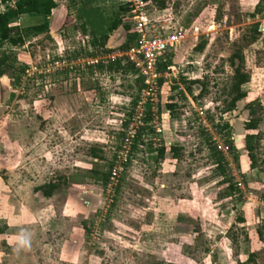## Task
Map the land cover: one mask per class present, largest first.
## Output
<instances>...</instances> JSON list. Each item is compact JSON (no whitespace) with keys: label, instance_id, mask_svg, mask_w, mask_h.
<instances>
[{"label":"rangeland","instance_id":"rangeland-1","mask_svg":"<svg viewBox=\"0 0 264 264\" xmlns=\"http://www.w3.org/2000/svg\"><path fill=\"white\" fill-rule=\"evenodd\" d=\"M54 1L50 18L18 20L20 28L47 21L48 34L0 49V59L13 67L0 78V264H243L250 254V264H264V14H255L258 0L144 5L149 30L181 29L184 36L167 55L174 69L148 94L138 91L135 74L87 63L124 52L123 27L106 48L93 47L75 17L90 0ZM129 1L118 17L133 32ZM0 2L1 11L12 9L11 1ZM119 3L92 5L114 10ZM236 52L250 76L247 99L224 113ZM132 101L140 103L133 108ZM252 101L261 105V122L246 131L245 106ZM125 135L137 138L134 151L125 142L127 154ZM246 135L258 138L251 154ZM229 143L233 153L222 154L217 170L211 150ZM171 147L180 149L176 158ZM114 168V180L103 183ZM53 184L45 197L40 189ZM20 229L32 232L29 248H16Z\"/></svg>","mask_w":264,"mask_h":264},{"label":"trees","instance_id":"trees-1","mask_svg":"<svg viewBox=\"0 0 264 264\" xmlns=\"http://www.w3.org/2000/svg\"><path fill=\"white\" fill-rule=\"evenodd\" d=\"M145 3H156L159 6H163V0H142ZM95 0H90L81 6H78L76 12V22L79 23V31L85 37L90 36L91 45L93 47L98 46L99 48H106V44L111 36V33L116 31L119 27H123L127 32L126 40L121 45L122 50L128 49L136 40V35L130 31V28L126 25H123V20L118 17L121 13H125L128 10L129 3L119 6L117 9L106 10L100 7H93ZM57 8V3L54 0H17L15 6L12 9H7V11L0 10V49L8 44L11 47H20L25 44V40L30 37H37L39 35L48 34V22L44 21L39 25H34L26 28H20L18 20L22 15H31V16H41L48 18L52 11ZM114 11V15L109 14ZM255 14H264V0H258L255 6ZM251 31L253 36L260 34L258 31V25H252ZM253 38V37H252ZM254 39V38H253ZM198 51H201L202 48H198ZM107 54L111 53L110 49H106ZM170 64V61H168ZM229 64L232 69V76L230 78V84L228 87V96L230 101L226 104L224 113L232 112L236 108V104L240 101L247 99V92L244 90V87L249 83L250 76L245 72L243 68V57L240 52L234 53L230 59ZM89 66V65H88ZM91 67V66H89ZM13 68L9 61H6V57L0 59V78L8 73V71ZM94 68L99 70L106 69L109 72H122V73H133L135 74L134 69L130 65H122L120 60L110 61L108 65H104L102 62H99L95 65ZM91 69V68H90ZM28 70L27 66L22 65L19 68V72L24 74ZM19 80V79H18ZM138 83V91L141 92L143 86L139 79L136 80ZM194 82V81H193ZM190 82V84H194ZM162 81H160L159 86ZM187 94L191 95L190 87H187ZM136 101H132V107L135 108ZM175 105L169 103L166 105L169 115H172V111ZM256 107L259 109L261 105L258 102L252 101L246 104L245 108L249 111V119L244 123V129L246 131H256L258 130L261 119L257 116ZM173 116V115H172ZM130 118V117H129ZM124 122L126 127L129 121ZM133 143L131 145V150L134 151L136 148L137 138L133 137ZM256 135H246L245 136V149L251 154L254 149V141L257 140ZM230 144V145H229ZM227 144L231 153H233V147L231 143ZM152 151V149H151ZM170 151L173 152L174 158L178 156L180 149L177 147H171ZM213 152V158L216 161L217 170L222 169V153L216 151L215 149L211 150ZM164 149L161 148L158 150L156 156L153 157L155 161L163 157ZM255 168V165H252ZM223 174V171H222ZM103 183H108L110 180V173L104 174L102 176ZM56 185H48L46 188H41L43 190V195L49 197L51 192L56 189ZM233 191V186L229 187L228 192ZM254 262V256L249 255L247 260L243 264H250Z\"/></svg>","mask_w":264,"mask_h":264},{"label":"built area","instance_id":"built-area-1","mask_svg":"<svg viewBox=\"0 0 264 264\" xmlns=\"http://www.w3.org/2000/svg\"><path fill=\"white\" fill-rule=\"evenodd\" d=\"M9 1L12 2L11 8H13L17 0H6V2ZM130 2L131 1L128 3L131 4ZM132 4V7L130 6L131 10L128 12L134 16L135 20L133 33L136 35V40L134 44L124 52L108 56L106 60H101L100 62L106 66L110 61L120 60L122 65H130L135 71V76L140 80L143 86L141 94H148L149 92L156 91L159 87L160 81H162L164 78H167L170 75L169 72L174 69V67L168 64L167 55L176 49V47L183 40L184 36L181 29L180 31L178 29L171 33L159 32L156 34L157 32H152L147 27L149 21L148 17L143 11L144 5L147 6L151 3H145L142 0H132ZM87 63L97 64L99 61L94 60ZM138 102L140 103V101H136V106ZM132 117L133 116L131 115L129 118L128 124L126 126L127 129L129 128ZM130 136L131 137L125 135L122 139L123 148L126 150L124 151L125 154L129 152L128 148L130 149L132 145V143L129 141L133 139L134 136ZM125 142L128 143L127 149ZM217 149L224 156L226 154H232L228 145L222 144V146H217ZM125 160L126 159L124 158V161ZM119 162L121 165V161ZM115 169L116 168L111 170L110 180H114L116 175ZM238 186H240V183H238Z\"/></svg>","mask_w":264,"mask_h":264},{"label":"clouds","instance_id":"clouds-1","mask_svg":"<svg viewBox=\"0 0 264 264\" xmlns=\"http://www.w3.org/2000/svg\"><path fill=\"white\" fill-rule=\"evenodd\" d=\"M32 241V232L29 229H20L15 234V244L17 249L29 248Z\"/></svg>","mask_w":264,"mask_h":264},{"label":"crops","instance_id":"crops-1","mask_svg":"<svg viewBox=\"0 0 264 264\" xmlns=\"http://www.w3.org/2000/svg\"><path fill=\"white\" fill-rule=\"evenodd\" d=\"M99 1H100V0H95L94 4H95L96 6H98L97 3H98ZM102 1H105V0H101V2H102ZM128 2H129V0H120V3H119V4H120V6H121V5H124V4L128 3ZM94 4H93V5H94ZM93 7H95V6H93ZM27 16H30V15H22V16L19 17V20H20V19H21V20H22V19H23V20H26V19H27ZM40 17H41V16H40ZM49 18H50V16H49ZM41 23H43V21L40 22V23H35L34 25H39V24H41ZM34 25H31V26H34ZM29 27H30V26H29Z\"/></svg>","mask_w":264,"mask_h":264}]
</instances>
